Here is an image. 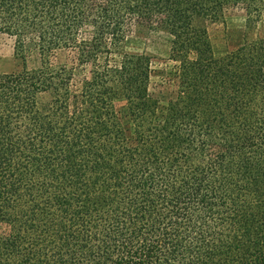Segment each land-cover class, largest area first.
Wrapping results in <instances>:
<instances>
[{
    "label": "trees",
    "instance_id": "1",
    "mask_svg": "<svg viewBox=\"0 0 264 264\" xmlns=\"http://www.w3.org/2000/svg\"><path fill=\"white\" fill-rule=\"evenodd\" d=\"M234 15L217 55L208 28ZM262 17L264 0H0L21 64L0 73V264H264Z\"/></svg>",
    "mask_w": 264,
    "mask_h": 264
},
{
    "label": "rangeland",
    "instance_id": "2",
    "mask_svg": "<svg viewBox=\"0 0 264 264\" xmlns=\"http://www.w3.org/2000/svg\"><path fill=\"white\" fill-rule=\"evenodd\" d=\"M243 19L239 15L229 18L225 25L216 24L208 28L210 40L214 52L217 55L224 54L234 49L240 42L244 31ZM256 35L264 36V17L258 22L257 27L251 37ZM170 37L165 33H142L138 34L133 42L134 46L144 50L157 63L167 58L170 48ZM28 69H36L38 67V59L35 55L28 57ZM20 62L14 55V40L7 34L0 33V73H14L20 69Z\"/></svg>",
    "mask_w": 264,
    "mask_h": 264
}]
</instances>
